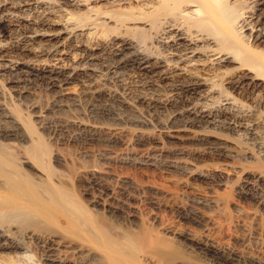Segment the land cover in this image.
Here are the masks:
<instances>
[{
	"label": "bare ground",
	"instance_id": "1",
	"mask_svg": "<svg viewBox=\"0 0 264 264\" xmlns=\"http://www.w3.org/2000/svg\"><path fill=\"white\" fill-rule=\"evenodd\" d=\"M262 43L264 0H0V145L18 147L21 165L31 164L46 178L35 167L45 156L38 147L41 141L29 133L28 124H23L8 102L12 90L19 92L20 102L25 94L46 88L68 98L59 101L51 117L35 112L42 129L39 137L53 128L49 136L60 144V123L71 125L74 129L61 142L76 146L80 156L133 159L138 157L135 150L151 146L143 156L144 164L161 163L184 172L194 166L195 157L212 156L238 174L244 171L238 161H256L243 148L248 140L260 142L258 156L264 165V133L260 131L264 118L244 113L227 92L219 91L221 85L213 78L200 76L237 64L245 72L227 85L242 90L247 83L264 90V73L258 70L264 65ZM3 83L9 87L5 89ZM146 88L171 98L162 106L158 96L143 92ZM130 91L139 92L145 110L129 103ZM83 95L97 100L106 96L109 103L86 104ZM167 104L170 110L163 108ZM230 131L244 135L245 143L223 133ZM5 156L0 151V168L7 171L9 158ZM3 169L2 174L7 173ZM262 174L246 178L237 193L252 197L264 210ZM215 177L201 179L225 186L223 178ZM61 182L56 179L43 187L46 190L33 194L40 200L33 212L36 219L60 227L56 234L33 231L25 236L42 253L43 264H141L143 256L162 258L174 251L171 244L160 242L161 236L154 237L151 228L138 234L120 233L115 223L117 208L107 209L109 219L95 220L92 210L84 213L82 205L69 203L74 200L64 202ZM180 184L189 187L186 180ZM18 187L3 186L9 190H0V200H10L20 192ZM105 204L95 200L92 208ZM21 240L12 241L0 229V253L26 252ZM202 249L212 251L207 245ZM24 254L16 252L2 264H27Z\"/></svg>",
	"mask_w": 264,
	"mask_h": 264
},
{
	"label": "rangeland",
	"instance_id": "2",
	"mask_svg": "<svg viewBox=\"0 0 264 264\" xmlns=\"http://www.w3.org/2000/svg\"><path fill=\"white\" fill-rule=\"evenodd\" d=\"M259 47L260 50L264 51V43L260 44ZM258 70L261 71V73L259 71L260 74L264 73V65L258 67ZM244 72L238 69L237 64H232L226 69L200 73V76L213 78L215 84L222 86L219 87V91L227 92L235 100L237 106L245 111L244 113L252 114L253 117L264 118V90L248 86L245 82V87L242 90H234L230 85H227L242 77ZM3 84L5 89L9 87L8 84ZM167 84H164L165 88H168ZM45 90L39 88L30 92L29 95L25 94L24 99L20 102L17 101V93L19 92L12 90L9 93L11 95L8 98L9 104L12 108L14 107L16 113H19L18 115H21L22 120L24 119V123L23 121L22 123L28 124L26 126L32 132L29 133L41 141L38 147L42 151L40 153L45 156L41 157V160L36 157L41 164L38 167L35 166V162L32 163L38 171L41 170L40 172L49 181L46 182L47 185H45L46 183L42 185L40 181L46 178H41L40 173L33 169L31 164L21 165V153L18 147L0 145L1 153L9 158L7 159L9 164L7 171L5 168L7 173L2 174L0 171V186H2L0 190L4 192L9 190L4 189L3 186L5 188L16 186L17 188L22 185L18 187H21L20 192L16 191L10 200H0V229L6 231L12 241L17 242V240L22 239V244L26 249L25 254L23 250L2 251L0 264L10 261L16 252L17 254H24L27 264H43L42 253L35 249L32 244H28L25 236L28 232L33 231L40 235L42 233H50L51 235L60 231L58 224L46 225L48 223L40 222V219H36L33 215L40 202L33 194L38 189L46 190L43 187L49 186L50 183L53 184L56 179L62 181L63 184L60 186V194L68 199L65 201L62 197L63 201L74 200L69 203H75L77 207L82 205L85 210H82L84 213L92 210L91 214L95 220L109 219V211L112 208H117L120 213L117 214L118 217L115 216V220L118 219L115 223L120 233L131 235L135 232L138 234L146 228H151L154 237L161 236L160 242L174 246V251L169 250L170 252L163 254L162 258L143 256L142 261L140 260L141 264H264V210L258 206L252 197L243 198L237 193L238 188L250 175L256 174V172L257 174H264V165L258 156V151L261 148L259 141L245 140L249 143V145H245L243 144L245 143L244 135L238 136L231 131L223 132L230 139L236 140L235 142L238 141L240 144L242 142L243 148L248 149L256 159V161H238L244 170L238 174L230 167L224 166L223 162L221 163L222 160H216L217 158L212 156L199 157L200 159L195 157L194 166H188V170L184 172L168 169L161 163L144 164L143 161L146 162L144 157L148 149L151 148L149 145L147 146L150 148L144 146L135 150L134 154L138 157L133 159L124 158L126 159L124 160L122 157L114 155L108 156L109 158L105 160H100L97 157L91 159L78 155L76 146L68 143L62 144L61 141L74 129L71 125L60 123V144L56 139L49 136V133H53V128L46 129L48 131L46 135L39 137L42 134V129L39 121L36 122L35 112H41L44 116L50 113L48 117H51V112L59 101L62 103L68 98L64 93L60 94L59 91L56 93V91ZM79 90L77 91L81 94V90ZM155 90L157 89L146 88L143 92L158 96L160 105L163 106L171 97H162ZM138 95L139 92L130 91L127 93V99L133 107L145 110V106L140 102ZM83 100L86 104L91 102L109 103V98L106 96H101L97 100L83 95ZM163 108L171 109L169 104ZM129 113L137 115L135 112L129 111ZM260 131L264 133L263 128ZM148 134L152 135V132L150 131ZM39 149L38 151H40ZM40 153H38L39 156ZM35 159L34 161H36ZM56 161L60 164H57ZM2 171L5 172L4 169ZM187 172H191L193 175H188ZM7 174L13 178H9ZM199 174L202 177H196ZM205 175L209 178L215 176L223 178L225 186L218 187L204 181L201 178L206 177ZM51 176L53 177L51 178ZM57 176L60 178H56ZM181 180H186L189 187H183L180 184ZM8 181L13 184L7 185ZM262 190L264 191V188ZM95 200L102 202V204L106 202V207L93 209L92 203ZM60 203L64 205L61 200ZM41 206L44 207L42 204ZM107 209L110 210L107 211ZM60 214H63V210L60 211ZM65 245L71 246V244ZM206 245L212 251L205 252L202 246ZM213 252H218L219 255Z\"/></svg>",
	"mask_w": 264,
	"mask_h": 264
}]
</instances>
